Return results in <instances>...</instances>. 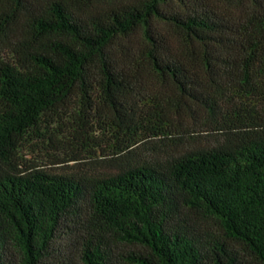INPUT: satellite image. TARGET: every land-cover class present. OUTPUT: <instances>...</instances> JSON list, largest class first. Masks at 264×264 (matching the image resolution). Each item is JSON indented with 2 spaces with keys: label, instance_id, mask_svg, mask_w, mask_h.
Masks as SVG:
<instances>
[{
  "label": "trees",
  "instance_id": "trees-1",
  "mask_svg": "<svg viewBox=\"0 0 264 264\" xmlns=\"http://www.w3.org/2000/svg\"><path fill=\"white\" fill-rule=\"evenodd\" d=\"M0 264H264V0H0Z\"/></svg>",
  "mask_w": 264,
  "mask_h": 264
}]
</instances>
